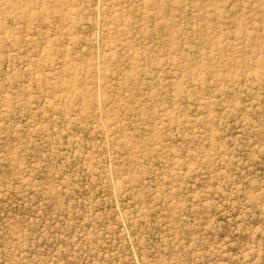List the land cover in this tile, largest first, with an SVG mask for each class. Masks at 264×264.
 I'll return each instance as SVG.
<instances>
[{
    "label": "rangeland",
    "instance_id": "rangeland-1",
    "mask_svg": "<svg viewBox=\"0 0 264 264\" xmlns=\"http://www.w3.org/2000/svg\"><path fill=\"white\" fill-rule=\"evenodd\" d=\"M0 264H264V0H0Z\"/></svg>",
    "mask_w": 264,
    "mask_h": 264
}]
</instances>
